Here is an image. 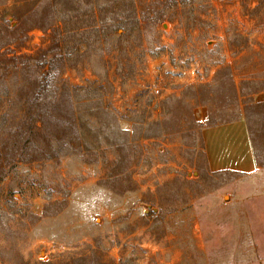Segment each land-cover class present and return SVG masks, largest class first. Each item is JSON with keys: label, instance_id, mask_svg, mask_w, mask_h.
Listing matches in <instances>:
<instances>
[{"label": "rangeland", "instance_id": "1", "mask_svg": "<svg viewBox=\"0 0 264 264\" xmlns=\"http://www.w3.org/2000/svg\"><path fill=\"white\" fill-rule=\"evenodd\" d=\"M53 28L76 133L47 158L0 146V264H264V0H0V58ZM2 82L0 115L23 114L21 75ZM227 123L245 169L209 165Z\"/></svg>", "mask_w": 264, "mask_h": 264}, {"label": "trees", "instance_id": "2", "mask_svg": "<svg viewBox=\"0 0 264 264\" xmlns=\"http://www.w3.org/2000/svg\"><path fill=\"white\" fill-rule=\"evenodd\" d=\"M66 66L58 28H53L50 44L39 49L36 54L0 58V88L4 84V74L14 72L21 75L23 100H18V104L23 103L25 110L19 116L7 113L0 115V126L7 124L6 128L10 130L5 145L0 143V146H10L11 148L7 147L10 152L22 148L28 153H34L42 149V156L47 158L57 152V142L65 139L67 142L71 141L72 133H76L72 106L73 88L70 85L58 86V79ZM252 81L253 79L244 80L246 83ZM234 92L237 99L235 89ZM2 96L9 95L0 93V98Z\"/></svg>", "mask_w": 264, "mask_h": 264}, {"label": "crops", "instance_id": "3", "mask_svg": "<svg viewBox=\"0 0 264 264\" xmlns=\"http://www.w3.org/2000/svg\"><path fill=\"white\" fill-rule=\"evenodd\" d=\"M227 124L209 128L213 130V133L210 132L205 139L209 165L216 169L220 167L245 169L253 160L246 130L239 124L235 127L233 123ZM227 131L230 132L228 133L230 136L225 134Z\"/></svg>", "mask_w": 264, "mask_h": 264}]
</instances>
